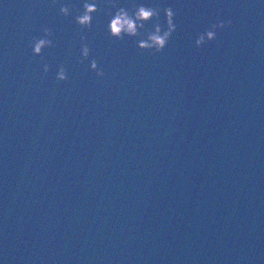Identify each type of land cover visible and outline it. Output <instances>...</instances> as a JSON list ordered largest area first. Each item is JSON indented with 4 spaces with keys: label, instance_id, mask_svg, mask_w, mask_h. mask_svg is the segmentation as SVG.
Masks as SVG:
<instances>
[{
    "label": "water",
    "instance_id": "95a60500",
    "mask_svg": "<svg viewBox=\"0 0 264 264\" xmlns=\"http://www.w3.org/2000/svg\"><path fill=\"white\" fill-rule=\"evenodd\" d=\"M83 2L0 0V264H264V0H118L176 13L155 55Z\"/></svg>",
    "mask_w": 264,
    "mask_h": 264
},
{
    "label": "clouds",
    "instance_id": "9594fccd",
    "mask_svg": "<svg viewBox=\"0 0 264 264\" xmlns=\"http://www.w3.org/2000/svg\"><path fill=\"white\" fill-rule=\"evenodd\" d=\"M56 2H58V0H53V3ZM101 4L108 9L106 12V15L109 17L107 32L110 37L117 40H123L125 36L129 38H138L137 46L142 52L147 51L152 55L162 53L168 45L173 33L177 30V25L174 22L176 13L171 7L161 9L159 6L148 7L133 2L130 8H125L119 6L118 0H84L82 11L80 9H73L68 5H62L59 8V14L68 17L75 11V23L82 29H90L92 27L93 14L100 10L98 5ZM161 11L164 13L163 24L160 19ZM151 21H155L152 30L142 32L141 30L145 28V25ZM231 23V20H223L211 24L208 30L198 35L195 40V46L200 48L214 41L217 38L218 30L230 26ZM41 31L43 33L42 37H33L29 42V47L32 49L33 55L41 56L43 59V50L45 48L54 47L53 40L50 39L54 33L47 27H44ZM90 51L91 49L86 42V38L82 36V59L78 62L83 63L84 60L88 59ZM90 69L94 71L98 77L105 76V72L98 67L95 59L90 61ZM43 71L44 73L50 71V66L46 62L43 64ZM55 79L60 82H64L68 79L67 71L63 65L57 70Z\"/></svg>",
    "mask_w": 264,
    "mask_h": 264
}]
</instances>
